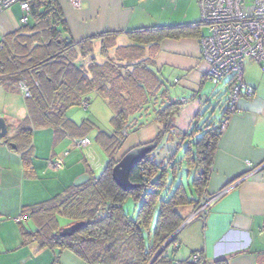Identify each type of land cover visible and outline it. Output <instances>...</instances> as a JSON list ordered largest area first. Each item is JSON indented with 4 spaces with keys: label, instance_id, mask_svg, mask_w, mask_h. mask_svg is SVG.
Masks as SVG:
<instances>
[{
    "label": "trees",
    "instance_id": "obj_1",
    "mask_svg": "<svg viewBox=\"0 0 264 264\" xmlns=\"http://www.w3.org/2000/svg\"><path fill=\"white\" fill-rule=\"evenodd\" d=\"M30 18L32 21L6 35L0 44V85L17 89L25 81L31 90L26 98L28 118L15 137L8 138L9 143H17L26 172L33 169L36 128L53 129L55 139L88 137L94 122L84 119L76 123L67 111L84 100L89 103L92 93L108 102L113 130L99 129L96 137L109 156L100 176L92 175L82 185L24 206L20 215L24 220L19 222L24 240L36 242L40 248L70 250L88 264H198L192 260L196 252L176 261L166 250L178 248L175 232L187 219L182 209L198 207L207 192L223 123L231 110L229 106L225 109L220 123L212 114L198 113L189 132L178 131L176 117L182 103L160 88L161 79L153 69L161 41L188 34L190 27L135 29L129 32L132 44L119 47L114 56L109 49L115 37L109 34L101 46L105 57L101 61L94 55V36L81 41L69 36L58 0H30ZM152 113L160 122L152 142L157 141L158 146L164 140L176 142V150L169 159H160L161 153L155 152L158 146L149 152L130 173L137 186L123 190L113 178L118 162L115 155L128 134L138 131ZM182 150V157L177 158ZM183 166L191 177L187 185L179 181ZM128 200L134 203L133 214L125 209ZM60 216L71 219V224H85L73 235L63 236ZM28 221L35 224V230H26Z\"/></svg>",
    "mask_w": 264,
    "mask_h": 264
},
{
    "label": "crops",
    "instance_id": "obj_2",
    "mask_svg": "<svg viewBox=\"0 0 264 264\" xmlns=\"http://www.w3.org/2000/svg\"><path fill=\"white\" fill-rule=\"evenodd\" d=\"M58 1L67 21L69 36L75 41L94 36V55L101 61L105 60L101 46L109 34L115 37V44L109 49L114 56L119 47L132 44L129 32L135 29L153 25L190 27L188 34L166 37L161 41L154 56L153 69L161 79L160 88L168 90L167 94L172 99L182 103L176 117L178 131L189 132L198 121V113L213 116L215 107L224 102L221 118L217 119L221 122L229 104L231 76L219 82L208 76L209 63L201 56V37L206 30H203L205 25L201 23L199 3H193L189 8L183 4L185 11L174 12L171 21L163 23L164 11H167L166 0ZM23 16L19 5L0 12V44L6 35L23 27ZM29 21H32L30 16ZM84 61L86 64L88 59ZM253 61L247 62L245 81L255 87V92L243 96L237 112L228 119L207 185L209 194L227 186L231 189L215 202L205 219L197 217L188 221L194 208L187 206L182 209L188 222L185 221L179 228L178 248L170 246L166 250L176 261L201 252L207 264H264V89L257 86L259 81L253 74L247 73ZM224 80L226 90L222 92L224 88L221 89L220 82ZM18 92L21 93L15 87L0 85V116L8 123V138H14L19 125L28 118L27 99L17 95ZM225 93L226 97L223 98ZM70 116L76 123L84 119L93 121L95 127L92 131H95L96 137L99 129L112 131L103 127L93 115L79 122L74 114ZM159 126L156 115L150 114L148 121L138 131L128 134L115 160L119 161L136 146L152 142L158 135ZM41 131L50 134L52 150L43 152V162L35 160L33 156L31 172H26L22 154L4 139L0 141V169L9 173L5 179L0 176V264H88L70 250L60 252L49 247L40 248L36 242H26L22 226L16 220L24 206L64 193L75 185L80 176H96V168L105 164L102 154L94 151L93 155L91 151L96 163L92 167L89 156L83 153L82 148L74 146V138L55 139L53 129ZM34 137L35 131L33 140ZM66 151L69 152L67 155ZM60 156H63V166L52 168V160ZM108 162L109 156L105 167ZM25 228L33 231L36 226L28 221Z\"/></svg>",
    "mask_w": 264,
    "mask_h": 264
},
{
    "label": "built area",
    "instance_id": "obj_3",
    "mask_svg": "<svg viewBox=\"0 0 264 264\" xmlns=\"http://www.w3.org/2000/svg\"><path fill=\"white\" fill-rule=\"evenodd\" d=\"M198 3L202 24L207 27L201 37V56L209 63L208 76L215 82L231 76L228 104L231 112L223 123L225 128L228 119L237 112L241 98L254 94V86L245 81L247 62L258 61L264 67V0H198ZM13 5H19L23 10L21 22L26 23L30 16V0H0V12ZM17 89L25 98L31 96L30 87L25 81H20ZM82 105L88 107L89 103L84 100ZM90 143L88 137L73 140L74 146L82 149ZM68 153L66 151L65 155ZM51 166L61 168L63 156L53 159ZM230 189L227 186L214 194L205 192L188 221L197 217L205 219L215 202ZM16 220L23 221L24 217L19 216ZM192 260L198 264L208 263L201 252L193 254Z\"/></svg>",
    "mask_w": 264,
    "mask_h": 264
},
{
    "label": "rangeland",
    "instance_id": "obj_4",
    "mask_svg": "<svg viewBox=\"0 0 264 264\" xmlns=\"http://www.w3.org/2000/svg\"><path fill=\"white\" fill-rule=\"evenodd\" d=\"M179 1V2H178ZM167 5V11H164V19L162 20L163 23H166V21H171V16L172 14L177 11H185V6H183V4H185L188 8L190 6L193 5V3H195L196 5L198 4V0H166L164 2ZM194 4V5H195ZM199 7V5H198ZM203 30H207V27L205 26L203 28ZM251 68H247V73L253 74L254 77L259 81V84L257 86H261V89H264V67L261 63L259 62H251ZM227 80V79H226ZM221 85V89L224 88V90L222 92H224L226 90L225 87V80L220 82ZM221 93V92H220ZM17 95L19 96H24L23 93H17ZM25 97V96H24ZM223 98L226 97V93L222 95ZM90 98V106L89 107H84L83 105L80 106H75L72 107L69 111H68V115L69 117H71V114H74V116H76V121H81L83 120V118H87L90 116H95L98 119V122H100V124L103 125V127H107L108 129H112L113 130V125L111 123V117L113 115L112 110L110 109V107L108 106L107 102L105 101L104 98L97 96L96 94L92 93L91 95H89ZM16 104H18L17 100H14ZM217 102H215L216 104ZM224 102H221L220 106H216L215 110H214V115H213V120L219 119L221 118V108L223 106ZM42 129L39 128L35 130V137L33 140V153L35 155V160H39L40 162L44 161V157L43 152L47 151L48 153L52 150V145H53V141L50 138V134L49 133H45L44 131H41ZM89 138H90V149L84 148L83 149V153H85V155H87V157L89 156L92 167L95 166V161L93 159V155H94V151H97V153L102 154V160H103V166L101 168H96V176H100L102 171L105 168V165L108 161V156L105 152V150L102 147V144L100 142H98V140L96 139V133L95 131H92V133H89ZM46 147V148H45ZM176 142H167L166 140H164L163 142H161V144L158 146V148L156 149V154L161 153V158L162 157H166L167 159H169L172 154H174L175 150H176ZM92 151V154H91ZM183 155V150L180 151L177 155V158H181ZM13 167H15V164L13 165ZM93 173V172H92ZM9 173L6 170H1L0 169V176H2L4 179L6 176H8ZM93 175V174H92ZM191 177L187 176V172H186V166H183L181 169V173H180V179L179 181H182L185 185L188 184V182L190 181ZM52 198V197H50ZM48 198V199H50ZM47 200V199H46ZM45 201V200H44ZM42 202V201H41ZM134 203L132 200H128V202L125 204V209L128 213L133 214L134 212ZM135 208V207H134ZM71 222V219L66 218L65 216H60V223L62 225V227L68 225Z\"/></svg>",
    "mask_w": 264,
    "mask_h": 264
},
{
    "label": "water",
    "instance_id": "obj_5",
    "mask_svg": "<svg viewBox=\"0 0 264 264\" xmlns=\"http://www.w3.org/2000/svg\"><path fill=\"white\" fill-rule=\"evenodd\" d=\"M68 38H70L68 36ZM8 123L6 119L0 116V141L5 140L8 141ZM13 148H17V144L14 142L9 143ZM158 146V142H150L147 144H143L140 146H136L129 150L114 166L113 168V178L116 183L123 189V190H130L135 188L137 185L133 184L130 180V173L134 169V167L141 162V160L149 153L156 149ZM90 179L88 174H84L80 176L76 181L75 185H82L86 183ZM85 222L83 221H75L72 224L65 226L61 230V234L63 236L73 235L78 229H80ZM179 232V229L175 234ZM170 241V240H169ZM161 251V250H160ZM159 251V252H160ZM158 252V253H159Z\"/></svg>",
    "mask_w": 264,
    "mask_h": 264
}]
</instances>
